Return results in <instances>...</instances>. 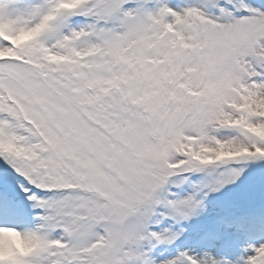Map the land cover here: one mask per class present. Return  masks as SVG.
Returning <instances> with one entry per match:
<instances>
[{"label":"snow or ice","instance_id":"6c2138e0","mask_svg":"<svg viewBox=\"0 0 264 264\" xmlns=\"http://www.w3.org/2000/svg\"><path fill=\"white\" fill-rule=\"evenodd\" d=\"M0 264H264V0H0Z\"/></svg>","mask_w":264,"mask_h":264},{"label":"rangeland","instance_id":"374dc122","mask_svg":"<svg viewBox=\"0 0 264 264\" xmlns=\"http://www.w3.org/2000/svg\"><path fill=\"white\" fill-rule=\"evenodd\" d=\"M173 3H179V0H172ZM233 194V190L232 189H229L228 192L224 195H217V194H210L211 196V201H210V207H209V212H210V215H209V218L208 220H205V221H197V220H193L192 222V225L193 226H197V225H203V226H210L209 222L210 219H211V216L214 214L215 212V207H214V202L216 200H219V199H227L228 196L232 195ZM259 203H260V199H259V194H257L254 198H250L247 202H246V206L247 207H258L259 206ZM239 243L241 245H245L247 243V240L245 238H241Z\"/></svg>","mask_w":264,"mask_h":264}]
</instances>
